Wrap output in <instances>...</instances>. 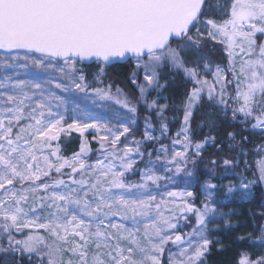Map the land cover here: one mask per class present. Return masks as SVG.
Instances as JSON below:
<instances>
[{
  "label": "snow or ice",
  "instance_id": "snow-or-ice-1",
  "mask_svg": "<svg viewBox=\"0 0 264 264\" xmlns=\"http://www.w3.org/2000/svg\"><path fill=\"white\" fill-rule=\"evenodd\" d=\"M0 50L7 54L0 67L23 69L29 77L18 79L13 71L0 78V260L206 264L212 245L222 244L210 238L221 229L209 224L223 220L231 227L232 213L218 206L236 194L248 200L252 186L264 184V161L257 178L241 176L219 201L209 170L199 206L194 191L168 192L171 201H157L149 186L172 179L157 173L158 164L191 177L206 146L223 152L211 135L220 127L229 151L239 147L241 156L244 132L264 135V0H0ZM215 52L219 61L209 55ZM86 61L96 66L91 82L80 67ZM113 63L131 69L136 96L119 87L113 93V84L105 82ZM177 76L191 88L180 101V130L164 144L169 105L159 99ZM89 91L126 110L117 115L118 127L71 98ZM141 104L148 113L144 131L129 141ZM201 108L209 110L194 131ZM205 127L209 135L194 140ZM90 130L99 144L94 163L86 159L93 151ZM73 133L80 147L67 157L61 140ZM239 163L222 160L225 171ZM137 171L140 182H128ZM176 197L180 204L168 208ZM190 215L195 224L181 235L180 221L187 223ZM249 218L258 235L237 240L257 254L241 252L235 264H264V199Z\"/></svg>",
  "mask_w": 264,
  "mask_h": 264
},
{
  "label": "trees",
  "instance_id": "trees-1",
  "mask_svg": "<svg viewBox=\"0 0 264 264\" xmlns=\"http://www.w3.org/2000/svg\"><path fill=\"white\" fill-rule=\"evenodd\" d=\"M214 60L219 61V52L211 53ZM1 59H5L6 55H0ZM83 71L86 75V78L89 82L93 80V74L96 72L95 64L92 66H83ZM131 69L128 67L127 64L124 65H117L111 68L106 67V76L103 77L106 83H112L113 88L119 87L123 90L125 94L130 97H134L137 95L136 89L132 86L128 80V75ZM59 75V74H57ZM28 76L21 77L20 79H28ZM98 86V85H93ZM191 88V84L185 83L180 76L175 78V81L170 85L168 90L162 93L161 98L159 99V103L169 105V111L165 113L168 117V125L169 131L166 138L162 139V143L170 144L171 138L175 136V134L180 130L181 127V120L183 116V112L181 109L180 101L182 99L183 93ZM91 92V91H89ZM67 96V95H65ZM167 97V99H164ZM92 109H95L93 107ZM209 109L201 108L197 111L193 122L192 127L195 130L198 129V125L202 122L201 113L204 111H208ZM139 115L141 116V120L144 121L146 116V112L141 108L139 110ZM155 121V119L153 118ZM158 124V123H156ZM159 126V124H158ZM225 128L220 127L218 131L212 132L211 135L217 138V144H220L223 147V152H218L216 145H208L205 147V152L202 154V161H197V165L193 170V165L191 164L190 169L193 170L194 177H200V181L208 180L210 177L208 175V171L211 170L212 175V182L217 184L222 189V193L220 195L223 197L224 192L226 191V186L228 184H238L240 181V177H248L252 176V169L254 168V160H255V152L258 145H264V136L261 138H254L252 132H244L243 135L248 137L246 143H243L242 150L246 155H239L241 148L236 147L235 150L229 151V142L226 141L224 135ZM91 134H88V140L91 144V148L94 151L96 148L95 142L90 138ZM206 135H209V130L207 127L203 128L202 131L196 132L194 134V140H203ZM239 139V138H238ZM159 145H156L158 147ZM80 147V138L79 134L73 133L71 138H62L61 140V148H62V155L71 157L74 152H78ZM237 158L240 163L236 167L229 168L225 171V168L222 165V160L224 158ZM155 157H153L154 159ZM215 159L217 160V166H213L209 163L210 160ZM143 165V164H140ZM140 166L138 168H143ZM207 167V168H206ZM161 175V174H160ZM140 176L139 171L133 175L131 180H137ZM163 176H168L165 174ZM187 178L185 176H182ZM189 177V176H188ZM220 177H224V179H220ZM202 182V181H201ZM158 183H166L167 186L161 187L156 189L157 194L155 196L157 201L164 199L166 194L171 190L173 184H169V180H162ZM219 197V195H218ZM264 199V190L261 186L255 185L252 198L249 200V204L240 208L237 205L232 207L234 218L231 222V227L229 231L220 238L222 244H213L211 247L210 252L206 257L207 264H235L236 260L238 259V254L244 251L253 252V254H257L252 248H250L247 244L242 243L237 240L239 236H247L251 234L253 237L258 235V229L254 227L253 221L249 218L250 210H258V206L261 200ZM166 200V199H164ZM170 204V203H169ZM0 264H5L4 261L0 260ZM20 264H27V261H22ZM35 264V262H34Z\"/></svg>",
  "mask_w": 264,
  "mask_h": 264
},
{
  "label": "rangeland",
  "instance_id": "rangeland-1",
  "mask_svg": "<svg viewBox=\"0 0 264 264\" xmlns=\"http://www.w3.org/2000/svg\"><path fill=\"white\" fill-rule=\"evenodd\" d=\"M1 55H5V54H1ZM209 55H211V57L213 58L212 54L209 53ZM214 59V58H213ZM4 59L0 58V62H2ZM13 71H16L19 73V76L17 77L18 79H20L21 77L27 76L25 75V70L23 69H4L2 67H0V78L3 77V75L5 73L8 74H12ZM208 79L211 80V76L208 77ZM135 88V87H134ZM116 89H112L113 93L115 92ZM58 91V90H57ZM59 94V93H58ZM62 95H67L68 94H62ZM127 95V94H126ZM67 96H65L67 98ZM156 97V93L153 92L151 94L150 98H155ZM75 103L79 104L82 108L83 107H87L89 108L91 111H93L95 114L99 115L102 118V122L104 120H107L109 123L110 127L116 126L118 127V120H117V115H127L126 110L121 108V106L116 105L114 102H110V101H101L98 98H95L94 94L91 92H87V93H75L72 97H71ZM108 105V107H105L104 105ZM161 104V103H160ZM93 107H95V109H92ZM143 109L144 112H146V115L148 114L146 109L143 107V105H139L138 106V113L136 116V124L133 125V131L132 134L129 136V141H131L133 138L135 139H140L143 131H144V121L141 120V116L139 115V110ZM155 119V118H154ZM70 122V121H69ZM154 124L156 125V127L158 128V122L154 121ZM88 134H91V130ZM86 134V135H88ZM156 135H159L158 132L155 133ZM254 138H261L264 135H260V134H254L253 133ZM90 138H92V134L90 135ZM123 140V137L121 138ZM96 144V148L94 151H92V153L89 155V157H87L86 159L88 160V163H94L95 160L98 158L99 153L97 152V149L99 147V144L94 141ZM91 146V144H90ZM177 150H180L181 146L180 145H176L175 146ZM205 152V149L202 150V154ZM261 161H264V147H262V145H258V147L256 148V152H255V160H254V168L252 169V176L250 178L245 177L248 180H252L258 177V168H259V164ZM143 164V163H140ZM138 165V167L143 166V165ZM217 166V165H216ZM169 167H171V165H169ZM188 169H190L191 167V163L188 164ZM207 168V167H206ZM156 171L157 173L161 176L168 174V176L172 177L171 180H169V184H173L171 187V190L169 192H180L183 190H189V191H194V193L197 195L198 199L195 201L196 205L199 206L201 200H203V196L201 195V185L206 181L205 180H201L200 181V177H188L186 175L185 172H181V173H176L175 169L173 168L172 172H165L163 171L162 165L158 164L156 166ZM138 172V171H137ZM137 172L135 173H130L127 175V180L130 183H136V182H140V176L137 178V180H131L130 177H132L133 175H135ZM182 176H185L187 178H184ZM198 178V179H197ZM220 179H224V177H220ZM162 181V180H161ZM255 185L261 186L262 189L264 190V184L262 183H257ZM255 185L252 186L251 190H250V196L248 200H243L239 198V194H236V196L230 197L227 200H224L223 203H221L218 206V211L220 212H225V213H232L231 218H230V222H232L234 215H233V209H231L232 207H234L235 205H237L238 207L242 208L244 206H246L247 204H249V200L252 198V194H253V190ZM167 186L166 183H158L157 185H150L149 186V191L152 192L153 195H155V193L157 194L156 189H159L161 187H165ZM221 188V186H220ZM219 188V191L215 192V198L216 200H221L222 196L220 195V193H222V189ZM222 190V191H221ZM219 195V197H218ZM166 199L165 201H171L173 198H170L167 196L164 198ZM181 199L179 197L175 198V204L169 202L167 207L168 208H173L176 207L180 204ZM195 224V219L194 217H192L191 215L189 216V221L187 223H185L183 220L180 221V228H179V232L181 235L190 232L192 226ZM209 228L210 229H216V228H220V231H212L211 233V239L215 240V239H220L221 237H223L224 235H226V233L229 231V228H225L224 226V221L223 220H217L215 223H210L209 224ZM175 250V249H174ZM208 255V254H207ZM207 257V256H206ZM207 264V262H206Z\"/></svg>",
  "mask_w": 264,
  "mask_h": 264
},
{
  "label": "water",
  "instance_id": "water-1",
  "mask_svg": "<svg viewBox=\"0 0 264 264\" xmlns=\"http://www.w3.org/2000/svg\"><path fill=\"white\" fill-rule=\"evenodd\" d=\"M0 54H5V53L3 52V50H0ZM5 55H7V54H5ZM82 65L83 66H92L94 64H90L89 62L86 61ZM117 65H124V64H121V63H113V64L107 66V68H111V67H114V66H117Z\"/></svg>",
  "mask_w": 264,
  "mask_h": 264
}]
</instances>
